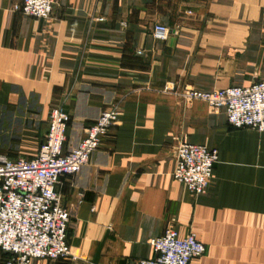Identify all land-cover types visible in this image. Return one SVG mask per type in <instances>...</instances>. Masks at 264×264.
Here are the masks:
<instances>
[{"label":"crops","instance_id":"1","mask_svg":"<svg viewBox=\"0 0 264 264\" xmlns=\"http://www.w3.org/2000/svg\"><path fill=\"white\" fill-rule=\"evenodd\" d=\"M17 1L0 0V154L35 158L54 106L71 116L68 151L122 99L90 163L57 185L76 259L30 264H91L103 240L99 264L151 259L167 228L204 242L191 264H264V132L164 91L264 80V0H58L46 19ZM175 135L218 150L206 193L174 177Z\"/></svg>","mask_w":264,"mask_h":264},{"label":"built area","instance_id":"2","mask_svg":"<svg viewBox=\"0 0 264 264\" xmlns=\"http://www.w3.org/2000/svg\"><path fill=\"white\" fill-rule=\"evenodd\" d=\"M58 0H18L14 10L36 18H49ZM171 28L157 23L152 34L168 39ZM185 102L204 101L214 111L224 110L234 128L264 132V80L248 85L204 91L190 85L166 86ZM122 115V99L103 110L84 130L79 144L65 150L71 116L61 106L49 114L48 131L35 158L11 159L0 154V249L9 254L5 264H30L36 259H76L68 241L71 216L57 191L62 176H73L91 161L102 140ZM174 177L195 194L211 185L218 150L192 143L186 135L173 136ZM155 257L129 264H191L204 255L206 246L194 231L182 236L172 228L151 241Z\"/></svg>","mask_w":264,"mask_h":264},{"label":"water","instance_id":"3","mask_svg":"<svg viewBox=\"0 0 264 264\" xmlns=\"http://www.w3.org/2000/svg\"><path fill=\"white\" fill-rule=\"evenodd\" d=\"M103 244H104V240H103V242L101 243L100 248H99V250H98V252H97V254H96V256H95V258H94V260L92 261L91 264H99L100 253H101V250H102Z\"/></svg>","mask_w":264,"mask_h":264}]
</instances>
